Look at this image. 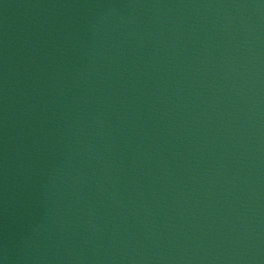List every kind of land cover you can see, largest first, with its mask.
Segmentation results:
<instances>
[{
	"label": "water",
	"instance_id": "95a60500",
	"mask_svg": "<svg viewBox=\"0 0 264 264\" xmlns=\"http://www.w3.org/2000/svg\"><path fill=\"white\" fill-rule=\"evenodd\" d=\"M0 264H171L86 0H0Z\"/></svg>",
	"mask_w": 264,
	"mask_h": 264
}]
</instances>
